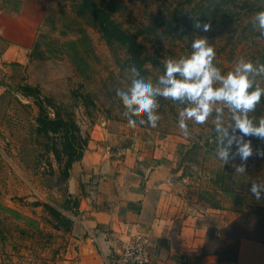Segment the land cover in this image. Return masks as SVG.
<instances>
[{
	"label": "rangeland",
	"instance_id": "rangeland-1",
	"mask_svg": "<svg viewBox=\"0 0 264 264\" xmlns=\"http://www.w3.org/2000/svg\"><path fill=\"white\" fill-rule=\"evenodd\" d=\"M94 1L100 7L109 8L112 18L126 30L149 25L160 15L167 17L173 9L183 11L190 7L184 0ZM219 2L224 13L223 25H212L207 33L191 29L187 36L176 39L166 35L165 28L160 27L138 41L148 53L156 52L162 64L167 58L190 55L196 36L208 38L216 52L214 64L222 74L232 70L241 58L256 63L258 53L264 48V38H258L259 33L253 30L251 22L255 13L264 11V0ZM43 6L44 15L35 41L44 59L32 63L27 59L24 67H11L6 74L7 84H4L9 91L0 101V264L76 262L65 230L54 229L41 208L35 206V203H46L64 216L69 215L62 209V191L66 184L56 182L57 165L45 152L44 138L34 132L36 108L30 100L15 94V87L24 84L38 87L42 96L52 98L71 113L82 138L87 136V142L93 129L106 127V124L116 133L125 135L120 140L124 141L122 145L133 144L132 137L150 143L164 137L181 138L173 153L186 176L183 185L196 197L209 192L219 209L234 215L231 227L220 237L208 233L210 249L222 251L224 255L220 258H225L233 254L239 236L264 244V194L257 200L249 191L253 181L264 183V157L255 154L257 150L264 151V141L246 138L251 139L254 155L247 161L245 174L235 175L231 165L223 166L213 158L211 119L215 114L206 125L189 121L191 135L188 138L177 126L180 109L172 105L159 104L160 120L156 128L139 124L129 127L116 89L126 90L130 81L125 71L118 69L99 34L86 20L75 17L67 0H44ZM117 54L122 56L120 51ZM149 78L146 80L150 81ZM256 79L264 86V77ZM85 95L92 103L87 107L83 106L81 98ZM224 116L227 122L226 109ZM218 171L228 177L231 196L213 190L212 179Z\"/></svg>",
	"mask_w": 264,
	"mask_h": 264
},
{
	"label": "crops",
	"instance_id": "crops-1",
	"mask_svg": "<svg viewBox=\"0 0 264 264\" xmlns=\"http://www.w3.org/2000/svg\"><path fill=\"white\" fill-rule=\"evenodd\" d=\"M43 2L0 0V83L7 84L11 67L26 64ZM3 90L0 86V95ZM122 138L107 124L93 129L81 159L71 166L68 183L78 215H67L66 235L75 264H114L139 234L146 237L148 264H264V244L246 239L238 242L231 263L203 252L204 245L210 249L208 230L223 229L234 215L204 206L183 185L186 176L173 153L181 138L150 143L132 137L134 143L125 145Z\"/></svg>",
	"mask_w": 264,
	"mask_h": 264
},
{
	"label": "clouds",
	"instance_id": "clouds-1",
	"mask_svg": "<svg viewBox=\"0 0 264 264\" xmlns=\"http://www.w3.org/2000/svg\"><path fill=\"white\" fill-rule=\"evenodd\" d=\"M193 19V29L209 32L211 22L204 23L198 17ZM252 28L264 38V11L255 13ZM191 43V53L179 59L163 61L164 71L155 83L146 80L140 70L132 65L130 84L126 90L116 89V97L122 103L129 127L137 124L156 128L160 120L157 114L158 98L183 105L178 113V129L185 138L191 133L188 122L206 125L210 118L214 133L213 158L223 166L231 165L234 173L244 175L247 161L254 155L251 139L264 141V115L258 118L250 114L256 111L264 97V86L256 77H264V63L241 58L235 67L222 74L214 64L215 49L207 37L196 36ZM219 86H216V85ZM225 109L229 113L225 121ZM256 155L264 157V151ZM239 159L240 163H233ZM250 193L260 200L264 194V183L252 182Z\"/></svg>",
	"mask_w": 264,
	"mask_h": 264
},
{
	"label": "trees",
	"instance_id": "trees-1",
	"mask_svg": "<svg viewBox=\"0 0 264 264\" xmlns=\"http://www.w3.org/2000/svg\"><path fill=\"white\" fill-rule=\"evenodd\" d=\"M71 5L72 11L76 18L86 20L96 32L111 53L118 69L125 71L127 79L130 81V73L126 72L130 66L135 65L141 75L150 82L155 83L158 77L164 71V65L156 58V52L148 53L145 46L138 40L140 37L152 35L153 31L160 27L165 28V34L176 39L187 36L189 30L193 29V19L191 16L198 17L202 22H211V25H223L224 13H222L221 2L219 0H184V3L190 6L186 10L173 9L167 17L158 16L157 19L149 25L134 26L132 30H126L112 18L109 8L98 6L94 0H67ZM264 6V2H263ZM194 30V29H193ZM120 51L122 56L117 54ZM28 62H41L44 59V53L39 48L37 41L30 48L27 56ZM259 63H264V48L258 53ZM155 74H157L155 76ZM4 91L0 95V101L9 91V88L0 83ZM15 94L22 99L30 100L36 108V116L34 118V132L37 136L44 138V148L47 154H50L57 165L56 182L65 183L62 191L63 203L62 209L71 216L78 215V199L72 194L69 188V172L74 162H78L84 148L87 145V136L82 138L79 128L77 127L73 116L62 105L55 103L52 98L42 96L40 90L36 86L17 85ZM84 107L92 104L88 95L81 96ZM14 99L18 102L17 98ZM158 103L162 105H172L181 109L183 105L178 102L173 103L163 98H158ZM50 112V113H49ZM264 114V97L257 106L256 111L250 114L252 117L258 118ZM46 165L51 170V165L46 161ZM228 177L225 173L218 171L214 173L212 184L213 190L228 196L232 195L227 183ZM199 201L211 209H219V205L212 200V195L208 193H199L197 196ZM42 212L49 218L54 229L63 228L65 232L71 225V221L61 214L57 209L46 203H35ZM232 223L228 224L221 230H208L206 241L208 242V233L211 232L215 236L220 235L230 228ZM241 239L251 240L261 243L257 240L239 236L235 240V249L233 254L225 258H220L224 253L216 249H205L204 253H214L218 258L225 262H234L236 257L237 245ZM206 242V245L208 244ZM227 252V250L225 251ZM227 254V253H226Z\"/></svg>",
	"mask_w": 264,
	"mask_h": 264
},
{
	"label": "built area",
	"instance_id": "built-area-1",
	"mask_svg": "<svg viewBox=\"0 0 264 264\" xmlns=\"http://www.w3.org/2000/svg\"><path fill=\"white\" fill-rule=\"evenodd\" d=\"M146 237L135 235L133 240L118 254L114 264H148Z\"/></svg>",
	"mask_w": 264,
	"mask_h": 264
},
{
	"label": "water",
	"instance_id": "water-1",
	"mask_svg": "<svg viewBox=\"0 0 264 264\" xmlns=\"http://www.w3.org/2000/svg\"><path fill=\"white\" fill-rule=\"evenodd\" d=\"M153 178V174H151V176H150V179H152Z\"/></svg>",
	"mask_w": 264,
	"mask_h": 264
}]
</instances>
